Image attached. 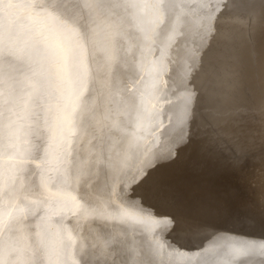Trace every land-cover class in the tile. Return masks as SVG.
Segmentation results:
<instances>
[{"label": "snow or ice", "instance_id": "6c2138e0", "mask_svg": "<svg viewBox=\"0 0 264 264\" xmlns=\"http://www.w3.org/2000/svg\"><path fill=\"white\" fill-rule=\"evenodd\" d=\"M209 3L211 0H198V7L204 9ZM184 7H190L185 0H0V48L9 57L21 11L55 14L66 27L80 29L75 49L43 32L33 37L39 76L58 93L54 106L50 102L46 109L43 125L38 116L32 120L21 95L24 82L0 67V264H61L43 251L41 218L34 211L50 207L43 191L49 190L52 171L65 182L81 186L80 211L96 218L95 235L80 246L74 264H178V258L183 264H193L194 251L167 238L175 224L171 215L156 221L165 225L159 236L144 234L134 225L106 223L125 215L123 205L138 207L141 212L147 209L149 217H158L146 206V197L172 205L194 202L202 194L197 183L200 177L225 167L242 170L249 141L253 137L264 140V0H215L212 10L203 12L195 22L178 14ZM117 9L124 11L122 20L130 27L139 26L141 11L151 16L150 28L141 29L153 55L150 83L145 82L144 62L123 44L124 36L131 34L116 31L108 23V13ZM193 29L199 43L194 40L189 49ZM4 63L11 66L12 61L5 58ZM38 83L31 82V86ZM73 83H78V91ZM177 92L183 106L179 115L173 113L169 119L174 124L172 131L179 129L178 137L166 151H152L133 171L130 161L145 151L136 135L140 122L164 128L155 103L153 110L145 104L160 100L172 105L168 96ZM26 95L31 97V92ZM112 105L127 119H113ZM194 116L200 117V140L193 165L174 176L155 175L159 165L176 161L177 145L191 142ZM25 120H32L27 129ZM260 164L255 183L264 206V155ZM92 177L103 182L105 202L114 208L113 214L92 207V194L85 187ZM25 192L34 197L27 203L22 198ZM28 216L35 222L25 224ZM21 225L30 231L37 229L33 234L40 243L31 255L16 239ZM200 232L207 237L197 250L200 253L208 245L226 241V257L212 264H264V243L231 240L208 226ZM130 233L141 234L143 242L130 241ZM256 256L261 259H252ZM195 264L203 262L195 259Z\"/></svg>", "mask_w": 264, "mask_h": 264}, {"label": "bare ground", "instance_id": "6f19581e", "mask_svg": "<svg viewBox=\"0 0 264 264\" xmlns=\"http://www.w3.org/2000/svg\"><path fill=\"white\" fill-rule=\"evenodd\" d=\"M185 2L190 6L195 5V7H198V0H185ZM120 11L123 12L122 9H120ZM178 14L182 16L186 15L193 22H195L201 16L198 15V12H180L179 9H178ZM19 15H20V19L16 26L13 41L15 39H18L27 29L34 27L35 24H39L42 21H45V19L48 17L49 14L38 13L35 10L30 11L29 9V11L27 10V12L21 11ZM225 15H227L226 12ZM194 37H197L195 35V29L192 30V34L189 36L187 41V47L189 49L194 47L193 46ZM124 40L125 38H123V44H125ZM13 41L9 47H12ZM145 44H146V52L144 56L146 63V73L144 74V77H145V82L150 83L152 78L150 69H151V61L153 59V55L151 52L148 51V45L150 44V41H145ZM171 54L174 56L175 50H173ZM0 55L3 57L5 56L1 52ZM7 58L9 59V57ZM87 66L88 64L85 63V67ZM177 71L178 72L180 71L179 67L177 68ZM208 86H210V82ZM75 90L77 91L79 90L78 83H75ZM173 91L175 90L173 89ZM56 94L58 96V93ZM85 95H87V92H85ZM179 96H180L179 92H177L175 96L169 94L168 99L173 101L172 105H168L160 100H149L145 104L146 109L153 110L152 106L153 103H155L156 108L154 110L160 113L158 120L160 123L164 125V128L160 129L158 123H149L147 121L140 122L136 130V135L139 138V143L142 145L145 151H142L130 161L133 171H135L136 168L139 167L142 161L147 160L150 157L152 151L156 149H159L161 151H166L172 140L178 137L179 129L176 128L174 131H172L174 124L173 121L168 118L173 113L179 115L181 108L183 106L182 100L178 98ZM117 99H119V97H117ZM112 108H113V119L115 120L127 119L126 116L120 115L116 112L115 105H112ZM37 116L39 117L40 120L42 119L41 112ZM199 123H200V117L194 116L193 119L190 121L191 142L187 145H177L178 158L176 159V161L174 163L166 162L162 165H159L158 166L159 171L156 172L155 175L174 176L178 174L182 169L193 165L195 160L196 149L198 146V142L200 140ZM166 130L168 131L165 134ZM262 155H264V140L260 139L259 137H253L248 144V156L246 157V159L241 161V163L244 165L242 170L234 171L230 168L225 167L223 171H220L218 173L207 174L200 177L197 183L202 194L198 198H196L194 202L172 205L169 203H164L159 200L146 197L145 198L146 206L152 207L158 217L155 216L149 217L147 215L148 212L147 209L141 212V210L138 207L123 205L122 211L125 213V215L117 219H108L106 223L110 225L115 224L118 226L134 225L140 228L144 234L150 235L151 233H155L157 236H159L160 233H163L165 231V225L157 223L156 221L163 219V217L160 216L171 215L175 219V224L171 229V231L167 234V238L170 239L172 243L176 244L177 246H179L184 250H187L186 248H190L192 251H194L197 257L208 259L209 262L212 264L214 260L225 258L226 254L229 252V249L226 246V241H218L214 245H208L205 252L203 253L198 252L197 250L203 246L204 241L207 239V237L202 235L200 232V229L202 227L208 226L217 232L227 230V231H236L240 233H250V234H255L257 237H264V206H261L260 204L259 188L255 183V179L261 167L260 160ZM100 183H102V181L98 182L95 177H92L87 185L97 187ZM96 194L98 201L101 204L100 211H103L108 215L113 214L114 208L109 206L105 202V189L103 183L99 187H97ZM75 197L76 196H74V198ZM26 198L28 199V197ZM56 207H58V205ZM45 211L47 212V210ZM54 216H56V213ZM95 219L96 218H94L92 222L94 228H95V224H94ZM73 238L75 239V236ZM230 239L236 240L233 238ZM37 240L39 239H36V241ZM129 240L134 241L136 244H141L143 242V237L139 233L135 235L130 233ZM46 241L48 242L49 239L48 240L46 239ZM39 243L40 242H34L32 244L33 246H35L38 245ZM61 244L62 243H60V245ZM42 247H44V245ZM53 248L54 247H52V250H54ZM191 250H187V251L191 252ZM64 251L66 252V250ZM232 251L233 254H235V250ZM49 253L50 251L48 252V254ZM55 256L56 255H54L53 257ZM252 259L257 260V256L252 257ZM76 260H78V258H72L70 259V261H68V264H74ZM180 263L181 262L178 258V264Z\"/></svg>", "mask_w": 264, "mask_h": 264}, {"label": "rangeland", "instance_id": "374dc122", "mask_svg": "<svg viewBox=\"0 0 264 264\" xmlns=\"http://www.w3.org/2000/svg\"><path fill=\"white\" fill-rule=\"evenodd\" d=\"M214 3H215L214 0H211V3H209L204 9H201L200 7H195V5H191L190 7L181 8L179 9V11L180 12H198V15H202L203 12L212 10ZM124 15H125L124 11L121 12L120 9L113 10L112 12L108 13V16L110 17V20L108 21V23H110L112 28L116 31L123 29V31L131 34L128 36H124L125 38L124 45L125 47L130 49V54L132 52L135 53L136 59L138 61L144 62L145 64V72L143 73L144 75L146 73V63H145V56H144L146 52V44H145V40L142 39L144 32L141 31V29L146 31L150 28L151 16L150 14L141 11L140 15L143 17V19L142 21L139 22V26L130 27L128 24L123 22L122 17ZM136 23H137L136 21H133V24H136ZM73 29L75 31H73ZM79 31L80 29L78 26L71 25V26L66 27L64 21L58 19L55 14L49 13L45 21H42L39 24H35L34 27L27 29L25 32H23V34L18 39H15L13 41L14 45L12 44V47H10L11 52H12V55L10 57H9V52L7 50L0 48V52L5 55L4 57L0 55V67L6 68V70L10 72L16 79L24 82L25 86L23 87L21 91V95L23 96L25 100H27L28 109L33 114L32 120H35L37 115L41 112V115H42V119L40 120L41 125L44 124L45 112H46V109L49 103L51 102L53 106L55 104V98L57 96L56 94L57 92L55 91L54 88L50 89L48 87L47 82L44 81L41 76H39V56L33 50V37L36 33L43 32L46 35H50L58 39L59 43L62 46L71 47L75 49L76 42H77L76 34ZM137 37H140V39H138ZM194 40L196 41V43H199L198 37H194ZM7 57H9V59H11L12 61L11 66H8L7 64L4 63L5 58ZM73 79L75 80V77H73ZM34 81L39 82L35 88L31 86V82H34ZM72 87L75 90V83H73ZM29 92H31V97H28L26 95ZM49 93H51V101L49 99ZM32 120H25V129H27L28 124L31 123ZM18 147L24 148V147H27V145L19 144ZM53 167H55V165H53ZM49 176L51 177L50 183H49V190L43 191V194H44L43 196L49 198L48 201H49L50 207L42 206L40 210L41 209L43 210L40 211L39 209L38 210L34 209V211H38L39 218H41L40 219V223H41L40 230L41 231L43 230L42 232H44L43 233L44 234L43 235V245H44L43 251L51 259L58 260L61 262V264H65V262L66 264H68V261H70V259L78 258L77 253H78L80 246L82 244L91 242V240L93 239V236L95 235L96 230L92 222L95 217L91 215L85 216L80 211L83 202L80 200L81 186L79 184H76L74 181L65 182L56 171H52L51 173H49ZM102 183H100L97 187H99ZM85 187L92 194V197H93L92 207H95L100 211L101 204L99 203L97 194H96L97 187L88 186V185H86ZM74 196L76 197L74 198ZM26 197H28V199ZM22 198H26L25 202L27 203L28 201H31L34 197H32L30 193L25 192L22 195ZM57 205L58 207H56ZM10 210L14 212L13 216H15L16 210L14 208ZM45 210H47V212ZM0 211H3L2 205H0ZM73 212H76L77 216H73ZM55 213H56V216H54ZM7 219L8 218L5 217L6 221ZM28 221L35 222L34 217L28 216L25 221V224H27ZM84 225H87V226H84ZM36 230L37 229L33 227L30 231L28 227L21 225V226H18V231L16 233V239L20 242L21 247L28 250L29 255H31L32 249L34 247L32 243L40 242L39 240L36 241V239L38 238H36V236L33 234ZM220 232H222V234L224 235H227L229 238L239 240L246 244L259 245L261 243H264V237H257L255 234L240 233L236 231H227V230L220 231ZM7 235H8L7 232H4V236H7ZM74 236H75V239L73 238ZM46 239L47 240L49 239V241L47 242ZM60 243L62 244L60 245ZM52 247H54L53 248L54 250H52ZM48 249L50 251L49 254H48L49 252ZM186 249L191 250L190 248H186ZM64 250H66V252ZM53 251L54 253L55 252L57 253L54 254ZM54 255H56L57 258L56 256L53 257ZM195 259H200L203 262V264H211L208 259L197 257L196 255L193 257V264H195ZM258 259H261V257L257 256V260ZM180 262H181L180 264H183V261H180Z\"/></svg>", "mask_w": 264, "mask_h": 264}]
</instances>
